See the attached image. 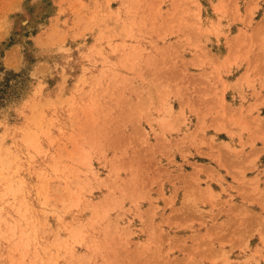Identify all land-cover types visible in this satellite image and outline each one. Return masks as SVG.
<instances>
[{"label":"rangeland","instance_id":"1","mask_svg":"<svg viewBox=\"0 0 264 264\" xmlns=\"http://www.w3.org/2000/svg\"><path fill=\"white\" fill-rule=\"evenodd\" d=\"M0 66V264H264V0H0Z\"/></svg>","mask_w":264,"mask_h":264},{"label":"trees","instance_id":"2","mask_svg":"<svg viewBox=\"0 0 264 264\" xmlns=\"http://www.w3.org/2000/svg\"><path fill=\"white\" fill-rule=\"evenodd\" d=\"M3 70H4L3 67L0 66V72ZM6 74L9 77L10 73H6ZM9 80H10L9 78L5 77L4 80L0 81V105L4 100V97L8 92V89L10 88Z\"/></svg>","mask_w":264,"mask_h":264}]
</instances>
